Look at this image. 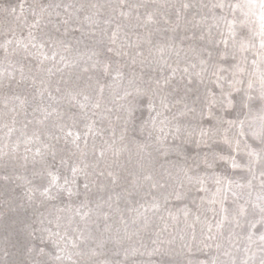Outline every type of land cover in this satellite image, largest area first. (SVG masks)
Instances as JSON below:
<instances>
[{
  "label": "clouds",
  "instance_id": "1",
  "mask_svg": "<svg viewBox=\"0 0 264 264\" xmlns=\"http://www.w3.org/2000/svg\"><path fill=\"white\" fill-rule=\"evenodd\" d=\"M0 264H264V0H0Z\"/></svg>",
  "mask_w": 264,
  "mask_h": 264
}]
</instances>
